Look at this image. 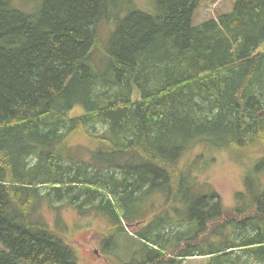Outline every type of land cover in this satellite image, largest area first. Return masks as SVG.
I'll list each match as a JSON object with an SVG mask.
<instances>
[{"label":"trees","instance_id":"obj_1","mask_svg":"<svg viewBox=\"0 0 264 264\" xmlns=\"http://www.w3.org/2000/svg\"><path fill=\"white\" fill-rule=\"evenodd\" d=\"M200 2L0 0V264H77L66 227L57 234L55 218L40 220L41 202L95 211L110 230L102 252L121 264H180L174 249L209 264H246L237 252L264 264V0H234L194 24ZM75 107L82 113L69 117ZM77 136L93 143L82 160L70 157ZM214 151L259 154L233 218L198 180ZM171 206L192 207L187 231ZM118 212L131 223L145 215L149 232L133 233ZM125 230L132 250L121 260Z\"/></svg>","mask_w":264,"mask_h":264},{"label":"rangeland","instance_id":"obj_2","mask_svg":"<svg viewBox=\"0 0 264 264\" xmlns=\"http://www.w3.org/2000/svg\"><path fill=\"white\" fill-rule=\"evenodd\" d=\"M234 0H201L198 8L196 9L193 22L194 24L201 23L205 20L217 19V16L223 12H227L232 8ZM111 21V20H110ZM110 21H105L106 25L99 26L97 28L98 32V41L97 46L99 51H102L106 46L107 39L109 37V32L112 29V24H109ZM97 57L95 63L99 64L98 56H94V59ZM137 95L132 99L136 100ZM82 113V109L75 107L70 113L69 117H75ZM73 150L70 151V157L77 159L86 158L88 154L87 151L92 149V142L83 138L82 136H77L72 140ZM250 148V147H248ZM201 152L200 147L193 148L190 153H188L182 160L181 164H184L187 160L192 158L194 155H197ZM214 154V155H213ZM213 155L212 161L208 162L205 170L200 174L198 170V180L210 185L212 191L221 201V204L225 210L223 215H226V218H233L236 214L231 213V209L234 206V194L243 189V180L252 164L256 162L259 154H245L240 160L233 157V154L230 151H214L210 153V156ZM261 160L259 161V167H261ZM251 169V168H250ZM197 172V171H196ZM263 174L258 171L256 178L261 180ZM264 179V176H263ZM264 188V187H263ZM197 193V191H195ZM206 193H204L205 195ZM152 205L153 202H156V197L153 196L150 199ZM129 212L132 213L136 211V207L133 204L128 202ZM166 207V204H165ZM37 214L40 216V220L44 223H47L49 227L53 224V218H55V223L57 225V234L63 227H66V232L62 233L61 236L65 242L70 246L69 248L77 258V264H110L101 254L102 246L101 241L104 236L109 233L108 223L101 218L95 211L90 210L91 212L86 214H79L76 209L67 207L65 205H54L53 209L47 207L46 204L41 202L38 207ZM119 211L121 208L118 209ZM150 210H156L160 212V208L151 207ZM170 215L171 222L179 224L180 227H177L180 231H187L183 227V216L186 217L184 221L187 223L192 207L190 206L187 210L183 211V214L173 209L172 206L169 209H166ZM119 215H121L118 212ZM135 215V221L133 223L130 220H125L123 215L121 219L122 223H127L128 225L135 226L133 233L138 231L144 232L145 230L149 232L150 229V220L145 217V215L140 214H131L130 217ZM240 219V218H239ZM174 228V229H177ZM186 228V226H185ZM154 242L157 240L154 237H150ZM131 241L126 233H122L117 237V242H119V247L116 252L117 256H120L121 260H127V251L132 250L129 247L128 242ZM161 243V241H159ZM176 248L179 246V242H176ZM133 246L137 249V243H133ZM237 255L246 261V264H256L251 259H246L242 253L237 252ZM115 260V264H121L119 261ZM141 257L138 255L135 257V262H139ZM165 261V260H164ZM162 261V262H164ZM208 259L205 258H189L184 261H180V264H209Z\"/></svg>","mask_w":264,"mask_h":264}]
</instances>
